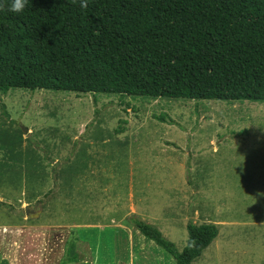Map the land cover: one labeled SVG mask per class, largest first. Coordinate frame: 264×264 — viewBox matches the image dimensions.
<instances>
[{"label": "rangeland", "instance_id": "rangeland-1", "mask_svg": "<svg viewBox=\"0 0 264 264\" xmlns=\"http://www.w3.org/2000/svg\"><path fill=\"white\" fill-rule=\"evenodd\" d=\"M0 96V264H177L139 220L180 250L218 225L192 264H264V101Z\"/></svg>", "mask_w": 264, "mask_h": 264}, {"label": "trees", "instance_id": "trees-1", "mask_svg": "<svg viewBox=\"0 0 264 264\" xmlns=\"http://www.w3.org/2000/svg\"><path fill=\"white\" fill-rule=\"evenodd\" d=\"M9 3L0 0L4 92L264 101V0H89L86 9L79 0H28L19 14ZM137 226L177 264H192L219 233L189 222L180 250L157 226Z\"/></svg>", "mask_w": 264, "mask_h": 264}, {"label": "clouds", "instance_id": "clouds-1", "mask_svg": "<svg viewBox=\"0 0 264 264\" xmlns=\"http://www.w3.org/2000/svg\"><path fill=\"white\" fill-rule=\"evenodd\" d=\"M77 0H72V3H76ZM28 3V0H10V3L7 5L8 11L12 13H22ZM89 0H79V5L81 8H87L88 7ZM4 5L0 4V8H3Z\"/></svg>", "mask_w": 264, "mask_h": 264}, {"label": "water", "instance_id": "water-1", "mask_svg": "<svg viewBox=\"0 0 264 264\" xmlns=\"http://www.w3.org/2000/svg\"><path fill=\"white\" fill-rule=\"evenodd\" d=\"M23 129L28 132V128L26 126H23ZM42 212V208L39 204H36L35 206L28 205L26 207V214L30 218L38 217Z\"/></svg>", "mask_w": 264, "mask_h": 264}, {"label": "crops", "instance_id": "crops-1", "mask_svg": "<svg viewBox=\"0 0 264 264\" xmlns=\"http://www.w3.org/2000/svg\"><path fill=\"white\" fill-rule=\"evenodd\" d=\"M257 221H258V224H255V225H264V219H259V220H257ZM225 223H227V220L225 221ZM225 223H224V225H225ZM247 225H248V226H252V224H247ZM217 226H218V225H217ZM243 226H245V225H243ZM218 236H219V233H218ZM218 236H217V237H218ZM217 237H216V239H217ZM216 239H215V240H216ZM215 240H214V241H215ZM214 241H213V242H214ZM213 242H212V243H213ZM212 243H211V244H212ZM200 257H201V256H200ZM128 263H129V262H128Z\"/></svg>", "mask_w": 264, "mask_h": 264}]
</instances>
